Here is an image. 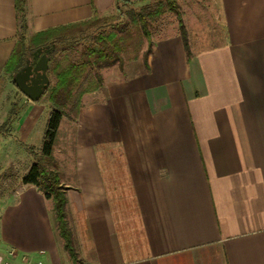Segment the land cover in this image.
I'll return each mask as SVG.
<instances>
[{
	"label": "crops",
	"instance_id": "1",
	"mask_svg": "<svg viewBox=\"0 0 264 264\" xmlns=\"http://www.w3.org/2000/svg\"><path fill=\"white\" fill-rule=\"evenodd\" d=\"M115 2L28 0V34L109 15ZM182 9L190 57L177 27L155 38L148 67L141 56L104 69V84L82 98L62 181L83 264H264V0ZM18 39L16 0H0V80L13 81ZM28 189L42 201L31 209L37 226L9 235L2 205L0 251H15L12 264H74L49 199ZM23 211L20 202V220Z\"/></svg>",
	"mask_w": 264,
	"mask_h": 264
},
{
	"label": "trees",
	"instance_id": "2",
	"mask_svg": "<svg viewBox=\"0 0 264 264\" xmlns=\"http://www.w3.org/2000/svg\"><path fill=\"white\" fill-rule=\"evenodd\" d=\"M125 2L127 0H116L115 8L121 10ZM16 9L19 39L6 64L7 72H17L24 66L30 52L39 47L49 45L59 50L49 61L48 75L50 79L54 78V82L47 90L53 109L46 123L42 152L39 160L32 164L23 177V183L37 186L52 201L56 232L73 263L82 264L84 262L79 256L67 214V187L57 171L58 163L53 156L60 125L64 116L71 117L69 111L73 112L72 116L76 119L83 96L104 84V69L118 64L124 70L123 54L132 43L138 45L134 55L137 57L140 46L147 40V48L142 56L148 67V57L155 44L152 38L153 21L167 11L176 15L179 33L186 54L190 57V38L184 12L177 0H158L154 8L142 6L130 20L121 18V13L94 15L86 20L50 27L29 35L28 0H16ZM75 52L77 56H73ZM8 124L6 121L0 125V131Z\"/></svg>",
	"mask_w": 264,
	"mask_h": 264
},
{
	"label": "rangeland",
	"instance_id": "3",
	"mask_svg": "<svg viewBox=\"0 0 264 264\" xmlns=\"http://www.w3.org/2000/svg\"><path fill=\"white\" fill-rule=\"evenodd\" d=\"M158 0L144 2V0H127L122 5L121 10L114 8L109 14L121 13V18L130 20L134 12L141 10L142 6L154 8ZM180 8L186 6L187 3H192L193 0H177ZM183 10V9H182ZM178 27L177 17L174 13L167 11L160 17L156 18L152 24V38L155 41L156 37L161 34H171ZM137 43H132L129 49L123 54L124 63L128 59L141 57L143 51L147 48V40L140 46L141 50L137 52L135 57ZM58 49L52 48L50 56L58 54ZM73 51H69V53ZM78 53H73L77 56ZM54 78H51V84ZM23 94L20 93L12 79L7 77L0 80V125L8 121V125L0 131V208L5 206V229L9 231V235L15 230V237L20 240V223L25 233L34 232L37 222L31 217L32 206L35 207L42 202L35 194L33 195L30 189L36 187L40 194L43 192L35 185L24 184L23 177L27 174L32 164L39 160L42 152L43 135L46 129V123L53 107L48 99V90L44 92L38 101H32L30 106L24 102ZM12 109V110H11ZM71 117L64 116L60 129L58 131L53 156L58 163V173L62 177L64 183L66 176L71 175V161H65L64 156L73 154L74 144L76 143V119L73 112L69 111ZM12 115V116H11ZM26 118H33L31 127L28 132L22 135L20 124ZM115 148V147H114ZM101 165L105 171L110 172L111 165L106 161L105 152L99 150ZM120 167V166H119ZM123 169V168H122ZM27 187L26 191L20 196V187ZM125 190L127 186H124ZM19 190V191H18ZM18 191L17 195H13ZM9 194V195H8ZM45 196V195H44ZM15 198V200H14ZM21 198V201H20ZM46 198V197H45ZM48 199V198H47ZM20 202H22L23 215L20 220ZM50 212L51 220L54 223V210L52 201L47 200V209ZM37 228L35 231L37 232ZM40 231V228H38ZM7 233V232H6ZM2 252L1 254H7ZM83 264V263H82Z\"/></svg>",
	"mask_w": 264,
	"mask_h": 264
},
{
	"label": "water",
	"instance_id": "4",
	"mask_svg": "<svg viewBox=\"0 0 264 264\" xmlns=\"http://www.w3.org/2000/svg\"><path fill=\"white\" fill-rule=\"evenodd\" d=\"M51 50L49 45L34 50L33 58H27L24 66L13 76L18 89L32 101H38L51 85L48 75Z\"/></svg>",
	"mask_w": 264,
	"mask_h": 264
},
{
	"label": "built area",
	"instance_id": "5",
	"mask_svg": "<svg viewBox=\"0 0 264 264\" xmlns=\"http://www.w3.org/2000/svg\"><path fill=\"white\" fill-rule=\"evenodd\" d=\"M22 260L25 262H30V264H45L43 260L36 259V260H30L27 255H23ZM17 259V254L14 250H9L7 254H1L0 255V264H12V261Z\"/></svg>",
	"mask_w": 264,
	"mask_h": 264
},
{
	"label": "flooded vegetation",
	"instance_id": "6",
	"mask_svg": "<svg viewBox=\"0 0 264 264\" xmlns=\"http://www.w3.org/2000/svg\"><path fill=\"white\" fill-rule=\"evenodd\" d=\"M33 52V51H32ZM32 52H30L28 58L32 59L33 58V55H32Z\"/></svg>",
	"mask_w": 264,
	"mask_h": 264
}]
</instances>
